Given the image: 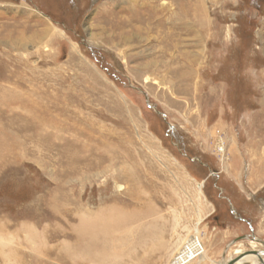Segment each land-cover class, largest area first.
<instances>
[{"label": "rangeland", "instance_id": "1", "mask_svg": "<svg viewBox=\"0 0 264 264\" xmlns=\"http://www.w3.org/2000/svg\"><path fill=\"white\" fill-rule=\"evenodd\" d=\"M113 207L118 264L264 258V0H0V264H93Z\"/></svg>", "mask_w": 264, "mask_h": 264}, {"label": "bare ground", "instance_id": "2", "mask_svg": "<svg viewBox=\"0 0 264 264\" xmlns=\"http://www.w3.org/2000/svg\"><path fill=\"white\" fill-rule=\"evenodd\" d=\"M152 213L153 211L150 212L148 211V214H152ZM146 217L149 216L147 214H143L142 210L139 211L133 210L132 212L126 213L116 207L110 208L108 210L104 209L96 213L85 212L80 218V224L78 227V236H77L78 243L81 245L80 248L82 250V255L81 253L80 255L93 264L105 263V262L118 264L117 259L123 258V256L125 255L122 246L126 245L132 238L133 233L136 232L132 230L134 224H136V222L137 223L142 222L141 226L139 225L140 229L144 230V232L146 230L148 231L146 227L149 226L150 222L145 224ZM151 225L150 227H152ZM127 231L131 232L130 235L128 236L126 234ZM155 231L157 230L155 229ZM143 238L144 237L140 238L141 242H143L144 240ZM197 243H199V245H197ZM203 254H205L204 246L202 242L196 237L188 240L186 248H183L180 252V258L185 264H189V263L191 264L192 262L191 258L200 257L199 260L200 259L204 260L205 257L203 256ZM261 261L263 263H261ZM238 264H264V258L259 260H254L250 256H246Z\"/></svg>", "mask_w": 264, "mask_h": 264}, {"label": "water", "instance_id": "3", "mask_svg": "<svg viewBox=\"0 0 264 264\" xmlns=\"http://www.w3.org/2000/svg\"><path fill=\"white\" fill-rule=\"evenodd\" d=\"M249 255H255V256L260 257V253L258 251H248L246 253L239 255L234 260L229 261L227 264H238L243 258H245L246 256H249ZM261 263H263V262L261 261Z\"/></svg>", "mask_w": 264, "mask_h": 264}, {"label": "built area", "instance_id": "4", "mask_svg": "<svg viewBox=\"0 0 264 264\" xmlns=\"http://www.w3.org/2000/svg\"><path fill=\"white\" fill-rule=\"evenodd\" d=\"M173 264H185L179 258H175Z\"/></svg>", "mask_w": 264, "mask_h": 264}]
</instances>
